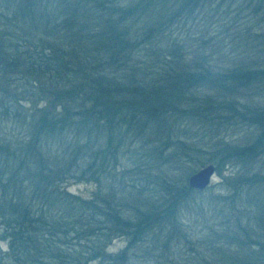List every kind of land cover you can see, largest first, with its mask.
<instances>
[{"label":"trees","instance_id":"obj_1","mask_svg":"<svg viewBox=\"0 0 264 264\" xmlns=\"http://www.w3.org/2000/svg\"><path fill=\"white\" fill-rule=\"evenodd\" d=\"M263 98L264 0H0V124L25 129L0 137V264H134L131 249L180 234L182 208L210 203L218 264H264ZM124 158L152 185L102 191ZM208 162L217 196L188 186ZM86 180L94 197L68 192Z\"/></svg>","mask_w":264,"mask_h":264},{"label":"rangeland","instance_id":"obj_2","mask_svg":"<svg viewBox=\"0 0 264 264\" xmlns=\"http://www.w3.org/2000/svg\"><path fill=\"white\" fill-rule=\"evenodd\" d=\"M226 6L224 3L223 7ZM221 7L220 12L226 8ZM232 9V12L228 15V13L221 14L222 16H227V18H230L232 20V16H235L237 14V9L234 8V6L230 7ZM223 21L220 20L218 22V32L222 31L221 35L219 36L220 39L217 38L220 42L221 39L225 36L226 32L221 29L222 28ZM243 26V24H242ZM231 34V35H230ZM233 30L228 32V37H226V41H223V43L228 42L232 38ZM230 35V36H229ZM223 43H221L223 45ZM241 44L238 43L237 40H233L231 51H241ZM264 100V98H263ZM20 102V110L26 111L30 109L31 102L29 101H23L19 100ZM2 123V122H1ZM6 124L2 123L0 124V137L1 140H3V137L8 139H11V141H16L19 137L23 136V133L25 131L24 126L22 122L17 118V121L14 122L13 118L10 120H7L5 122ZM246 129L242 126L240 130L236 131L235 135H233V139L238 138L243 133H245ZM12 147H14V142H11ZM123 158V157H121ZM127 164V166H125ZM163 168H166L168 163L163 164ZM257 167L264 168V156L260 158L259 161L256 162ZM124 167L129 168L131 171L128 175L122 176L121 172L123 171L122 168ZM144 166L138 165V164H130V161H127V159L124 158V161L120 164H117V167L114 168V171L111 173L118 172V176L113 178L109 177L106 181L109 183L107 186H105V179L103 180V190L110 188V185L112 186L113 190L121 192L122 186L121 182L126 181L128 184L141 186V189L147 190L148 186H151L152 183L150 179L144 178L145 177V170L143 168ZM170 171H173V167L170 166ZM201 167V166H199ZM198 167V168H199ZM155 168V167H152ZM198 168L195 169V171L198 170ZM152 170V169H151ZM181 170V169H180ZM178 169V171H180ZM232 170V166H226L223 170L224 175H227ZM153 173L160 172V169L156 168L152 170ZM211 183L209 184L207 195L214 194L217 196L221 191H224L223 179L221 175H218V171L215 172V174L212 175ZM122 178V179H120ZM121 181V182H120ZM105 186V187H104ZM99 183L94 181L86 180L84 182H73L71 185H68V192L70 193H77L81 196H90L94 197L95 191L98 190ZM214 203L207 204L204 206L205 213L199 212L198 209L195 208H189V209H183L182 214L180 215L181 219V225L180 229L182 230L180 234L176 233L175 231L172 233V236L169 240V245L167 242H165L166 239V232H163L159 239L149 241H145L144 243H141L138 247H135L131 249L133 253H135L136 256L135 260L133 261L134 264H170L171 259H175L179 262H200V258L204 256L207 260L211 262H215L218 264L217 257L219 254V250L217 249L220 247L224 240V238H220L221 233V227L218 220V215L216 212H214L213 208H210ZM235 213H231L229 215L230 217L233 216ZM233 230L236 231L237 228L233 227ZM127 245L126 239L123 237H118L110 242L108 245V250L112 251L113 254L117 253L122 249L123 247ZM7 246V242L3 241L1 243L0 249L2 251ZM130 251V252H132ZM94 264V263H92Z\"/></svg>","mask_w":264,"mask_h":264},{"label":"water","instance_id":"obj_3","mask_svg":"<svg viewBox=\"0 0 264 264\" xmlns=\"http://www.w3.org/2000/svg\"><path fill=\"white\" fill-rule=\"evenodd\" d=\"M216 168L212 162H208V164L201 165L197 171L192 172L188 175V186L194 187V189H202L207 188L212 180V175L215 174Z\"/></svg>","mask_w":264,"mask_h":264}]
</instances>
